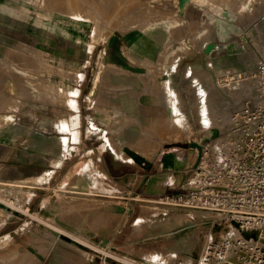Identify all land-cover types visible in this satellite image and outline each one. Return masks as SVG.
I'll return each instance as SVG.
<instances>
[{"label": "rangeland", "instance_id": "1", "mask_svg": "<svg viewBox=\"0 0 264 264\" xmlns=\"http://www.w3.org/2000/svg\"><path fill=\"white\" fill-rule=\"evenodd\" d=\"M199 1L0 0V187L24 209L0 218V264H69L48 249L42 224L76 231L61 216L72 212L64 196L81 192L71 182L81 173L88 208H72L88 217L75 232L86 243L73 264H164L158 257L190 235L201 236L203 264L207 241L230 237L220 222L236 220L235 166L250 159L240 128L251 132L264 117V0L252 8L208 0L202 13L185 14ZM160 17L180 19L164 44L143 31ZM113 141L136 145L154 164L171 150L187 158L184 173L166 188L140 185L146 164L122 158ZM174 141L201 142L199 162L196 147ZM241 175L247 182L249 171Z\"/></svg>", "mask_w": 264, "mask_h": 264}, {"label": "bare ground", "instance_id": "2", "mask_svg": "<svg viewBox=\"0 0 264 264\" xmlns=\"http://www.w3.org/2000/svg\"><path fill=\"white\" fill-rule=\"evenodd\" d=\"M101 1L102 0H97L98 3L101 2ZM188 2H190V1H188ZM193 3H195V2L193 1ZM206 3H208V0H200L199 1L200 6H196V5H193L191 3H187V7L188 8H186L185 14H195V15H197L198 13H202L203 10L201 9V7H203V5H205ZM254 3H255V0H247L246 4L244 5V8H252L254 6ZM196 4H197V2H196ZM2 5H4V4H2ZM157 14H160V12L159 13L157 12ZM76 16L78 17L79 15L76 14L75 17ZM224 20H226V18L220 16V18H218L219 24L221 22H223ZM179 21H180V19H177V18H166V17H160L157 20L148 19L146 21V23L144 24V26H143V31L148 33L153 39H156L157 43H158V41H160V43L164 44V42L168 39V37H169V35L171 33V28L176 26ZM110 34L111 33H109V32L104 34L103 38L104 39L108 38ZM148 48L153 49L154 45L149 44ZM178 48H183V49L186 48L185 40H182L178 44ZM104 58H105L104 56L101 57V60H100L101 63L104 62ZM138 82L139 81H137V83ZM34 92L36 93L37 89ZM124 97H127V95H125ZM148 98H150V97H147V100H148ZM141 99L144 100L143 98H141ZM147 100H146V96H145V101L148 103L149 100L148 101ZM168 100H169V105L170 104L173 105L172 99L169 98ZM125 103L128 105V108L130 110H134L135 107H136V104H135L136 102L133 99H132L131 102H130V100H127V101H125ZM107 132L109 133V131H107ZM212 132L215 133V135L217 137V136H219L221 134V128L219 126H213L212 127ZM104 134H106V133H104ZM111 137H113V136H111ZM228 137H229V135H228ZM228 137L226 139H221V141H222L221 143L224 144V145H230L231 144V139L229 138L230 141H228L229 140ZM224 140H226L227 142H224ZM113 142H115V141H113ZM185 143H187V142H175L174 141L173 143H171V145H181V144H185ZM199 143H201V142H199ZM66 145H64V146L66 147ZM113 145H114L113 146L114 150H116L118 155L120 154L122 156V158L124 157L127 160L129 159L131 161H137V162H140V163H143V164H146V162H151L143 154V152L138 147H136V145L134 146L132 144H126V143L122 144L119 141L113 143ZM198 151H199V149H198ZM88 175L81 173V174H75L72 177V181H71V182H73L72 187H77L79 190H81V192L77 191V193L75 192L76 194H71V193L70 194L69 193L65 194V196H64L65 201L64 202L66 203V205L70 206L72 204L71 207L67 208L68 209L67 212H70V211L73 212V208L72 207L74 205H76V204L83 205L82 208H84V207H86V209L88 208L87 207L88 204H86L87 202L86 201H81V200L89 199V198H87V197H89V195L85 194V193L88 192L87 188H88L89 185H88V183L84 182L85 180L83 178L84 176L87 178ZM78 180L80 181V184L76 185ZM11 182L12 181H10L9 183H11ZM95 182H96V180H95ZM19 183L20 182H18V184ZM25 183H23V184H25ZM6 184H8V183H6ZM30 187H32V185ZM5 188H9V186H7ZM14 188H15V190L17 189L16 187H14ZM0 189H1V187H0ZM94 189H96V188H94ZM65 190L67 191V189H65ZM82 190H85L87 192L84 193V192H82ZM0 191H1V193L4 192V194H0V215H1L0 218L2 216H4V215L6 216L7 214L9 215V214L14 213V212H19V208L21 210H24V209L21 208L22 205L20 203L15 201L12 197L6 196L4 189H1ZM203 211L204 210H201L200 212H203ZM72 212L68 213L69 216H66V215L61 216L62 219H63V223L66 222L65 220H70L68 224H69V226L72 227V230H74V231L76 230L77 233H81L83 231V225L79 224L78 220H80L81 223L82 222H86L88 217L87 216H84V217L77 216V215L74 214V212L73 213ZM147 212H149V211H147ZM144 215H146V214H144ZM174 216L175 215H172L171 218H174ZM1 220H2V218H1ZM220 225L223 226L222 228L224 230H225V228L228 229V230H225V231H223V229H222L223 234L225 232L229 231L230 232L229 235L232 238L231 239L232 243L229 244L228 253L226 254V256L224 258V263L225 264H247L248 263L247 260H248V257L250 255V253H249V249L242 244V238H244V239L247 238V240L253 241V243H255V244H263L264 245V231H262L260 228H255L254 229V228L248 227L247 225H245L244 227H237L236 225L230 224L229 222H220ZM42 226L46 228L45 231H47L48 233H50L52 235V237H49V241L54 242L55 244H57L56 248H54V247H52L53 245L50 244L51 242H48L47 245L49 246L48 247L49 250H51V248H52V251L55 250V249L58 250V257H60V258L63 257L64 259H69V264H73L75 261L78 260V258L81 259L80 257L82 256V250L85 247L86 241L82 240V238H80L78 236V234L75 233L76 231L73 232V231L69 230L70 228L67 229V228H65L63 226H60V225L56 226L55 224H52L49 221H45L44 224H42ZM253 229H254V231H252ZM86 231H88V229H86ZM201 241H202L201 236L198 237V236H195V235H190V236H188V237H186L184 239V243L183 244L179 243L181 246H179V245H178L179 247L178 246L177 247L173 246L172 249H169V250H166V252H163L162 255H161V259L159 257H158V259L165 261V263L163 262L164 264H175V261L179 260V259L182 260L183 264H196L197 255L200 252L199 249H201V252H202V247H201V243L202 242ZM210 242H211L210 240L207 241L206 248H205V255L204 256H206L208 254L207 247H208ZM28 251L33 254V257H37L40 260H44L45 259V256H46V254L44 253L45 251L41 252L38 249H35L34 247H30L28 249ZM201 252H200V254H201ZM154 264H156V263H154Z\"/></svg>", "mask_w": 264, "mask_h": 264}, {"label": "built area", "instance_id": "3", "mask_svg": "<svg viewBox=\"0 0 264 264\" xmlns=\"http://www.w3.org/2000/svg\"><path fill=\"white\" fill-rule=\"evenodd\" d=\"M254 118L255 120L251 121L253 131L249 132L251 128L243 126L240 128L245 131L243 135H247V142L245 141L247 143L246 153L248 152L250 159L247 167H243L242 164H236L235 166L237 179H234V183H240L241 186L237 196L233 198L236 215L234 225L237 227L247 225L248 227L260 228L264 231V117L261 121L256 120V116ZM243 170H248L250 173L247 182L245 181L247 177L241 175ZM207 182L212 181L208 179ZM246 189L249 190L250 197L244 195ZM213 205L217 206L219 202H215ZM220 205L224 206V208L227 207V199L221 197ZM231 239V236L223 237V241L217 245L210 240L211 242L207 247L208 254L204 257L203 264H225L224 258L228 253L229 244L232 243ZM242 244L249 249L250 255L247 264H264L263 244H255L253 241L247 240V238H242Z\"/></svg>", "mask_w": 264, "mask_h": 264}, {"label": "crops", "instance_id": "4", "mask_svg": "<svg viewBox=\"0 0 264 264\" xmlns=\"http://www.w3.org/2000/svg\"><path fill=\"white\" fill-rule=\"evenodd\" d=\"M172 153L173 152H171V150L166 151L162 154L157 164L151 162L149 166L145 165L146 170H149V172L143 173V182L141 181L140 185H152L154 183V185L161 186L162 188L165 186L166 188V186L171 184L173 181V175L171 174H181V172L184 173L183 169L186 166L182 165V163H184V159L187 160V158L183 159L177 153ZM185 154H187V152H185ZM153 167L157 169L156 173L154 172ZM106 172L107 175L111 174L108 169ZM108 177L113 180L112 175H108Z\"/></svg>", "mask_w": 264, "mask_h": 264}, {"label": "water", "instance_id": "5", "mask_svg": "<svg viewBox=\"0 0 264 264\" xmlns=\"http://www.w3.org/2000/svg\"><path fill=\"white\" fill-rule=\"evenodd\" d=\"M212 46H213V43H210L208 44L206 50L207 51H211L212 49ZM181 146H184V147H196L199 149V156H198V159H197V163L199 162V160L201 159V156H202V150H203V146L201 143L197 142V141H191V142H187L185 144H181ZM151 162H146V165L149 166ZM197 165V164H196Z\"/></svg>", "mask_w": 264, "mask_h": 264}]
</instances>
